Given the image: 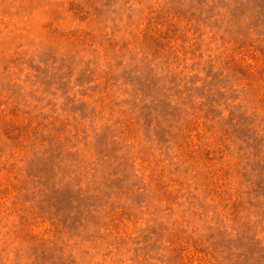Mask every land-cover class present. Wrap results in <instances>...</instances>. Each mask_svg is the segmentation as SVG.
<instances>
[{
	"label": "rangeland",
	"instance_id": "rangeland-1",
	"mask_svg": "<svg viewBox=\"0 0 264 264\" xmlns=\"http://www.w3.org/2000/svg\"><path fill=\"white\" fill-rule=\"evenodd\" d=\"M0 264H264V0H0Z\"/></svg>",
	"mask_w": 264,
	"mask_h": 264
}]
</instances>
